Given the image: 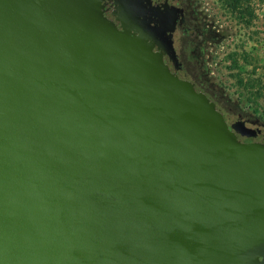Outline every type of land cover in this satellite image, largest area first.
I'll return each mask as SVG.
<instances>
[{
	"label": "water",
	"instance_id": "95a60500",
	"mask_svg": "<svg viewBox=\"0 0 264 264\" xmlns=\"http://www.w3.org/2000/svg\"><path fill=\"white\" fill-rule=\"evenodd\" d=\"M107 0H0V264H264V143Z\"/></svg>",
	"mask_w": 264,
	"mask_h": 264
},
{
	"label": "rangeland",
	"instance_id": "374dc122",
	"mask_svg": "<svg viewBox=\"0 0 264 264\" xmlns=\"http://www.w3.org/2000/svg\"><path fill=\"white\" fill-rule=\"evenodd\" d=\"M210 19L216 22V43L206 53V65L193 61L187 72L205 86L210 96L231 119L237 113L260 118L264 122V0H249L242 8L249 9L240 17L224 0H200ZM212 39V38H211ZM215 41V40H214ZM187 60L194 54L186 53ZM259 103L257 117L251 111ZM254 128V126H251Z\"/></svg>",
	"mask_w": 264,
	"mask_h": 264
},
{
	"label": "flooded vegetation",
	"instance_id": "af4514ba",
	"mask_svg": "<svg viewBox=\"0 0 264 264\" xmlns=\"http://www.w3.org/2000/svg\"><path fill=\"white\" fill-rule=\"evenodd\" d=\"M107 5L108 13L120 29L131 25L133 32L146 42L150 50L162 53L171 61L179 78L193 82L217 104L229 126L238 121L245 122L248 127L254 126L257 137L248 139L239 135L240 140L264 143V122L260 118L237 113V118L231 119L205 86L187 72V62L195 68L192 63L196 58V62L206 65V53L216 43L219 31L200 0H107ZM186 53L194 54V59L187 60Z\"/></svg>",
	"mask_w": 264,
	"mask_h": 264
},
{
	"label": "trees",
	"instance_id": "16d2710c",
	"mask_svg": "<svg viewBox=\"0 0 264 264\" xmlns=\"http://www.w3.org/2000/svg\"><path fill=\"white\" fill-rule=\"evenodd\" d=\"M248 1L249 0H224V2H226V4L229 5V7L231 9H233L234 12H238L240 14V17H243L246 12L248 14L252 15V12L249 9L242 8V5ZM248 101H254L255 105H253L254 107H252L251 111L257 117H261L260 115H258L259 114V112H258V108H259L258 100L251 98V96H248L246 98V103Z\"/></svg>",
	"mask_w": 264,
	"mask_h": 264
}]
</instances>
